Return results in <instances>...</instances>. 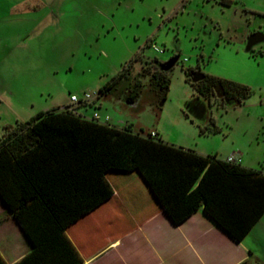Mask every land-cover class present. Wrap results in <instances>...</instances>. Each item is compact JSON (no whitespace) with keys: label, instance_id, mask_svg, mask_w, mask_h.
Wrapping results in <instances>:
<instances>
[{"label":"rangeland","instance_id":"rangeland-1","mask_svg":"<svg viewBox=\"0 0 264 264\" xmlns=\"http://www.w3.org/2000/svg\"><path fill=\"white\" fill-rule=\"evenodd\" d=\"M256 29H264V0H0V138L4 127L66 108L71 95L97 93L128 68L124 79L141 83L134 103L122 99L129 82L121 79L75 112H98L113 127L155 132L165 143L219 159L238 152L242 166L264 171V44L247 52L244 43ZM177 53L162 100L149 74L141 75ZM196 68L251 91L237 106L209 103L216 133L201 134L182 111L197 96L184 72ZM13 232L2 243L13 248L6 261L24 242ZM260 247L259 256L264 242Z\"/></svg>","mask_w":264,"mask_h":264},{"label":"trees","instance_id":"trees-1","mask_svg":"<svg viewBox=\"0 0 264 264\" xmlns=\"http://www.w3.org/2000/svg\"><path fill=\"white\" fill-rule=\"evenodd\" d=\"M153 67L151 72L144 68L141 77L149 74L148 83L164 100L168 72L155 61ZM126 73L128 68L102 86L98 97L112 92ZM126 79L122 99L132 104L141 83ZM184 79L197 96L184 101L182 111L197 121L201 134L218 132L208 109L212 100L222 107L237 106L251 92L204 73L196 83ZM112 176H138L173 224L201 209L237 242L264 216L262 170L201 155L150 133L99 123L75 109L48 110L4 127L0 138V200L31 245L14 264H83L66 230L111 199ZM0 264H6L1 255Z\"/></svg>","mask_w":264,"mask_h":264},{"label":"crops","instance_id":"crops-1","mask_svg":"<svg viewBox=\"0 0 264 264\" xmlns=\"http://www.w3.org/2000/svg\"><path fill=\"white\" fill-rule=\"evenodd\" d=\"M97 105L101 107L100 102ZM110 182L115 188L111 199L66 230L83 264H264L258 261L264 258V254H258L264 242V216L237 242L201 209L173 224L138 176H112ZM12 229L14 236L17 238L19 232L24 242L6 261L5 250L13 248L3 247L2 243L8 242L11 236L6 234ZM30 250L29 241L0 200L1 257L6 264H14Z\"/></svg>","mask_w":264,"mask_h":264},{"label":"built area","instance_id":"built-area-1","mask_svg":"<svg viewBox=\"0 0 264 264\" xmlns=\"http://www.w3.org/2000/svg\"><path fill=\"white\" fill-rule=\"evenodd\" d=\"M152 49L156 53L162 52L161 49L156 47L155 45H152ZM98 98V94L94 93L92 95L84 94L81 98L71 95L69 98V105L66 107L67 110H73L76 106L79 105H85L93 101L94 99ZM90 119L99 122V123H107L108 122V117H101L98 112H94ZM152 137H157V135L154 132L150 133ZM226 162L229 163H235V164H240L241 163V158L239 155H230L225 159Z\"/></svg>","mask_w":264,"mask_h":264},{"label":"water","instance_id":"water-1","mask_svg":"<svg viewBox=\"0 0 264 264\" xmlns=\"http://www.w3.org/2000/svg\"><path fill=\"white\" fill-rule=\"evenodd\" d=\"M251 45L252 43L250 36V38L247 40L245 50L248 51ZM178 60H179V54L177 53L175 54V56L171 57L165 62H155V65L158 67L159 70L164 72H169L178 63ZM184 77L189 78L191 83H196L203 78V72L200 69H197L195 71L187 73Z\"/></svg>","mask_w":264,"mask_h":264},{"label":"flooded vegetation","instance_id":"flooded-vegetation-1","mask_svg":"<svg viewBox=\"0 0 264 264\" xmlns=\"http://www.w3.org/2000/svg\"><path fill=\"white\" fill-rule=\"evenodd\" d=\"M250 36H251L252 45L247 52H253L264 44V29H256V30L251 31L244 40L245 46ZM260 39L263 40L262 43H260Z\"/></svg>","mask_w":264,"mask_h":264}]
</instances>
